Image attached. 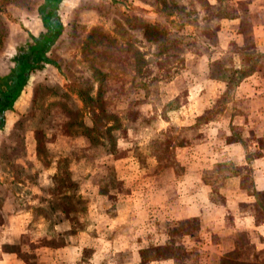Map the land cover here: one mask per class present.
<instances>
[{
  "label": "crops",
  "instance_id": "obj_1",
  "mask_svg": "<svg viewBox=\"0 0 264 264\" xmlns=\"http://www.w3.org/2000/svg\"><path fill=\"white\" fill-rule=\"evenodd\" d=\"M70 2L57 5L51 16L56 26L62 27L61 7ZM125 2L129 16L142 21L128 31L143 39L138 49L145 67L153 55L144 54V46L152 47V53L159 50L144 38L146 28L175 27L177 12H189L196 29L164 27L170 36L190 40L184 46L186 64L182 70L173 68L170 80L157 78L155 95L148 91L149 79L138 78L146 89L132 92L115 108H138L142 117L154 119L140 129L141 158L128 150L122 157L68 159L74 150L101 148L106 141L82 130L55 134L52 125H43L49 157L29 159L17 175L0 171L5 193L0 264H229L245 259L258 264L264 260V0ZM45 3L17 20L31 40L47 33L41 13ZM161 3L172 4L173 11L164 12ZM12 63L4 71L0 65V75H8ZM49 64L54 62L42 66ZM41 68L27 80L29 93L24 87L13 108L5 111L0 136L17 131L8 113L31 103L30 92L41 84L34 81ZM77 97L83 106V98ZM82 113L84 126L95 130L94 114ZM104 129L110 130L111 123ZM130 131L131 126L126 128ZM170 131L173 159L167 163L148 147L152 138L160 142ZM129 138L120 133L115 143L129 149ZM60 176L76 188L66 193L81 200L70 213L49 206ZM46 210L56 212V221L48 215L34 218L33 213ZM25 234L28 243L19 245ZM54 237L61 244L54 245Z\"/></svg>",
  "mask_w": 264,
  "mask_h": 264
},
{
  "label": "rangeland",
  "instance_id": "obj_2",
  "mask_svg": "<svg viewBox=\"0 0 264 264\" xmlns=\"http://www.w3.org/2000/svg\"><path fill=\"white\" fill-rule=\"evenodd\" d=\"M9 2L8 5H4L5 14L0 13V65L4 66L2 71L10 69L13 65L12 62L18 54L17 49H23L31 42L30 34L26 33L27 30L24 28L19 30L17 20L23 13L30 15L36 13L42 0H9ZM159 6L163 7L166 13L173 11L172 4L161 3ZM61 8H63L61 17L58 19L62 25V34L48 53L54 65L41 66L42 68L34 79L36 83L41 84L30 92V97L33 93V99L25 110H22L23 106L18 109L15 107L8 113V117L15 121L17 131H12L7 136L6 134L0 136V171L6 175L11 173L17 175L25 164H29V159L49 157L45 148L46 138H44L43 125L47 127L52 125L55 134L62 132L73 134L78 130H83L82 112L89 111L92 114H94L93 111L97 112L90 118L94 126H97L94 139L96 141L97 139L99 141V138L105 140L106 146L86 147L81 149V152L74 150L68 155V159H103L109 154L122 157L128 150L141 158L142 153L138 145L142 136L140 129L144 125L153 124L154 119L142 117L138 108L130 109L129 107L118 109V111L115 108L123 104L132 92L138 93L141 89H146V85H143L138 78L147 77L150 83L148 91L155 95L158 91L155 80L159 77L163 78V82L170 80L173 68L182 70L186 64V62L183 63L186 58H183V52L184 46L187 48L191 43L190 40L174 38L165 30L167 36H164L168 38L165 44L171 47L170 50L165 53L159 50L152 53V47L144 46L146 48V50L143 49L144 54L153 55L149 57L151 64L145 67L146 60L142 57V50L138 49L143 39L128 31L130 24L139 27L142 21L135 18L136 16L133 18L129 16L130 10L125 0H71L70 4ZM181 12H177L180 18L178 24L175 27L169 24L163 25L165 29L172 31L174 27L175 31H181L185 26L188 30L197 28V24L190 23L189 12ZM209 13V15L212 14L210 10ZM144 38L146 39V35ZM121 58L125 60V64L119 62ZM99 80H101L100 83ZM28 89L29 87H26V90ZM77 94L84 98L83 106ZM23 111L25 112L22 113ZM120 111L122 115L118 114ZM110 123L111 129H104ZM129 126H131V131L126 132ZM34 128L41 129V131ZM120 133L130 136L129 149L118 146L119 142L115 143ZM173 142L174 135L171 131L163 139L160 138V142L154 137L148 147L149 153H155L162 159H167V163H171L173 157L170 146ZM63 177H65L64 172ZM58 180L54 195L48 197V202L51 203L49 206L55 209L62 208L70 213L72 207L80 204L81 200L73 199L76 188L73 189L71 182L61 176ZM16 189V187H11L9 190L14 193ZM66 192L73 193L68 195ZM3 193L4 189L0 188V207L4 199L2 195L5 193ZM26 198L23 197L25 202ZM87 198L90 199L86 196V200ZM30 202L33 203L32 200ZM32 205L34 207V204ZM46 215L52 217L53 222L56 221V218H53L56 216L55 211L53 213L49 210L33 213L36 219ZM1 219L3 218L0 215ZM19 238V245L28 243L27 234ZM60 241V237L52 238L54 245L61 244ZM258 264H264V260Z\"/></svg>",
  "mask_w": 264,
  "mask_h": 264
},
{
  "label": "trees",
  "instance_id": "obj_3",
  "mask_svg": "<svg viewBox=\"0 0 264 264\" xmlns=\"http://www.w3.org/2000/svg\"><path fill=\"white\" fill-rule=\"evenodd\" d=\"M60 1L61 0H46V3L42 6L41 13L42 22L45 29L47 30V33L40 36L38 39H32V44L28 43L25 48L17 49L18 54L14 58V67L11 69L8 75H0V130L4 128L3 126L5 111L11 110L13 108L20 92L24 87H26V83L29 79L30 74L37 71L42 66V64L51 62L47 54L54 41H56V39L60 36L61 32V27L54 24V20L51 19V16L55 14L56 7ZM10 2L9 0H0V13L5 14L6 8H4V5H8ZM128 28L137 27L134 24H130ZM145 35L148 42L157 43L159 45L160 52L165 53L166 51L168 52L170 50L171 47H168L167 44H165L168 38L166 37L167 32L165 31L164 27L155 26L152 28V30H148V28H146ZM159 36H163V38H159ZM119 62L123 64L126 63L122 58L119 60ZM98 82L100 83L101 80H99ZM82 131L87 136L94 137V129H89L83 126ZM247 252L248 251L245 252L246 256L249 255ZM257 261L260 262L263 260L261 259ZM231 262L232 264H256V262L252 263L249 259H245L242 261L231 260L228 263L231 264Z\"/></svg>",
  "mask_w": 264,
  "mask_h": 264
}]
</instances>
